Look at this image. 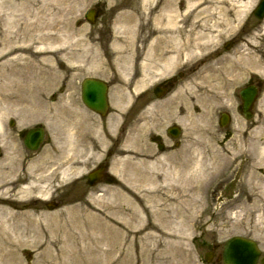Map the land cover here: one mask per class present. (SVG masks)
Returning <instances> with one entry per match:
<instances>
[{
    "label": "rangeland",
    "instance_id": "rangeland-1",
    "mask_svg": "<svg viewBox=\"0 0 264 264\" xmlns=\"http://www.w3.org/2000/svg\"><path fill=\"white\" fill-rule=\"evenodd\" d=\"M21 1L0 0V48L11 39L17 28L15 22L21 18V12L14 7L15 3ZM218 1L215 4L218 10L199 16L189 42L185 38H177L159 47L160 50L169 46L179 53V59L174 61L170 72L160 78L170 77L179 71L186 73L173 91L175 93L169 96V123L178 124L182 132L176 140L177 144L174 145L170 139L169 151L161 156L154 154L150 146L140 151L143 145L148 146L149 128L144 129L143 135L141 130H136L135 136H120V141L114 132L116 115L113 116V112L121 116L124 112L116 111L112 105V114L99 127L102 126L100 137L103 139L104 136L103 145L89 160H83V157L71 154L72 148L64 146L69 133L77 125L83 127L88 122L91 128H95L100 124L99 121L96 124L81 102V80L95 76L113 84L111 93H119L130 87L132 76L137 72L142 76L146 72L150 78L159 79L157 73L150 72L160 69L166 61L160 58L159 50L153 51L151 56L145 55L151 47V40L143 38L148 27L141 29L142 36L139 38L131 31L136 21L123 35H120L121 30L117 33L114 29L118 15H142L144 7L141 0H66L65 4L72 7L70 17L74 34L71 42L83 40L92 46L99 52V65L82 59L73 60L69 70L61 73L55 81L38 82V87H35L37 91L34 92L31 91L34 84L29 82L22 87L24 90L18 92L21 101L0 103V166L4 168L2 177L13 183L4 197L13 202L10 209L17 215L14 218L0 214V264H103L104 231L100 224L117 222L119 216L116 209L121 204L113 194L119 186L129 184L134 178L131 165L138 170L149 169L146 165L136 164L143 158L159 160L162 157L163 165L167 167V159L173 156L181 158L188 168L210 165L214 176L205 186L198 207L194 208L192 214L188 213L193 225L170 231L172 239L180 243L181 254L168 252L163 264H222L217 256H220L225 241L233 236L254 240L264 255V157L260 159L256 156L260 149H264V70L249 67L240 81L227 88L219 87L214 81L208 82V91L201 89L197 79L205 65L214 64L217 60L239 61L247 54L260 60L264 68V37L258 39L257 45L251 44L264 21L251 16L259 0ZM247 1L249 6L245 14L238 18L237 11ZM96 4L102 7L101 15H97L95 23L91 25L84 15ZM34 9H38V5ZM44 18L55 22L52 15ZM214 23L221 24V29L225 30L221 37L213 27ZM208 35H213V39L207 40ZM135 41L140 47L138 56L126 62L117 61L114 49L120 43L131 46ZM230 41L231 47L225 50L224 44ZM112 48L113 55L105 59L102 50ZM8 58L0 54V65ZM53 65L56 67V62ZM4 72L7 73V69L0 68V76ZM152 79L145 78V85ZM248 82H260L262 89L253 108L254 116L247 121L239 110L238 91ZM210 91H216L220 98L216 102L203 103ZM223 111H228L232 117L225 128L218 125ZM204 112L206 119L199 121V115ZM18 117L32 119L31 124L44 125L48 142L42 151L30 156L23 155L17 148L15 135H5L3 127L8 119ZM123 147L144 154L123 150ZM215 157L219 159L215 160ZM99 161L108 164V175L112 178L110 182H101L94 187H87L83 182L73 183L75 177L82 178L80 175H86ZM75 165L80 167L79 175H75ZM66 167H70V171L62 178L60 171ZM32 180L45 188V197L21 194V188ZM259 193L263 194V200L257 203L253 195ZM49 199L57 201V208L52 211L44 206ZM253 202L255 210L248 213L246 208ZM244 210L243 218L238 216L237 220L233 219L236 213L244 214ZM76 214L83 216L84 220L72 227L71 219ZM29 219L33 222L31 225L26 224L25 220ZM60 223L66 226L69 233H73V239L66 240L62 233L55 230ZM132 239L131 234L129 240ZM130 249L133 264H151L146 248L142 252L140 245L132 242ZM208 251H213L214 256L210 262H205L203 256Z\"/></svg>",
    "mask_w": 264,
    "mask_h": 264
},
{
    "label": "bare ground",
    "instance_id": "bare-ground-1",
    "mask_svg": "<svg viewBox=\"0 0 264 264\" xmlns=\"http://www.w3.org/2000/svg\"><path fill=\"white\" fill-rule=\"evenodd\" d=\"M65 2L66 0H22L20 3H15L14 8L21 12V18L15 22L17 28L11 39L0 48V54L9 56L0 65V68L7 69V73L4 72L0 76V103L21 101L18 92L24 90L22 87L29 82L34 84L32 86L34 88L31 89L34 92L37 91L35 87H38L36 86L38 82L55 81L61 73L65 74L69 70V64L73 60L82 59L99 65L97 62L99 52L92 46L87 45L83 40L71 42L74 34L70 17L72 7ZM218 2V0H141V5L144 7L142 15L122 13L117 16L114 29L117 33L121 30L120 35H123L131 23L136 21L131 31L139 38L142 36L141 29L148 27L143 38L151 40L150 50L145 54L151 56L153 51L159 50L160 44L165 45L172 40L176 41L177 38H185L189 42L199 16L218 10L215 8ZM248 2L242 4L241 9L237 11L238 18L246 12ZM36 5L38 9H34ZM47 15L54 16L55 22L51 20V23L44 18ZM221 26L218 23L213 24L220 37L225 34ZM54 29H56L55 33ZM261 37H264V24L252 38L251 44L257 45ZM212 39L213 35L207 36V40ZM38 44L42 46L38 47ZM170 48L166 46L159 50L160 58L166 61L157 70L161 75L170 70L174 59H179V53ZM139 50L140 47L135 41L131 46L120 43L114 52L117 54V61L126 62L129 58L137 57ZM175 53L177 55L174 57ZM102 55L105 59L111 57L113 48L102 50ZM53 62H56V67ZM249 67L259 71L264 70L262 62L255 60L249 54L239 61L217 60L214 64H207L202 68L197 76L199 86L202 90L208 91V82L214 81L219 87L227 88L240 81ZM207 97L202 100L203 103L216 102L220 98L216 91H210ZM206 117V113L200 114L199 121L205 120ZM256 156L262 159L264 149H260ZM177 157L167 159L169 162L167 167L163 165L162 157L159 160L143 158L136 164L146 165L149 169L138 170L135 165H131L135 173L134 178L129 184L119 186L117 192L113 194L121 204V208L118 205L116 209V214L119 216L117 222L100 224L104 231L103 264H133L130 254L132 242L139 244L142 252L146 251L144 248L147 249L148 261L151 264H163L168 252L181 254L180 243L177 244V241L172 239L170 231L172 229L178 231L183 226L193 225L191 214L194 208L198 207L200 196L205 186L210 184L214 172L210 165L188 168L182 159ZM218 159L219 157H215V160ZM75 167V175H79L80 167L78 165ZM69 168L60 171L62 178L68 175ZM2 170L4 168L0 166V214L16 218L17 215L10 209L13 202L4 197L13 183L2 177ZM21 189V194L25 195L35 194L36 197L46 195L43 190L45 188L35 184L34 180L29 181ZM259 194L253 195L256 196L257 203L263 200V194ZM236 201L238 202L239 199ZM255 202L246 208L248 213L255 210ZM246 210L242 215L236 213L233 219L237 220L238 216L243 218ZM82 220L84 219L80 214L74 215L71 219L72 227L77 226ZM25 221L28 225L33 223L30 219ZM55 230L62 233L66 240L73 239V233H69L65 225L61 226L60 223ZM131 234L133 239L130 241Z\"/></svg>",
    "mask_w": 264,
    "mask_h": 264
},
{
    "label": "flooded vegetation",
    "instance_id": "flooded-vegetation-1",
    "mask_svg": "<svg viewBox=\"0 0 264 264\" xmlns=\"http://www.w3.org/2000/svg\"><path fill=\"white\" fill-rule=\"evenodd\" d=\"M127 7V6H126ZM125 7V8H126ZM101 6L97 12H101ZM137 72L132 76V84L129 87L127 93L120 92L116 93L114 96L115 103L118 106L123 105V100L128 101L130 105L128 106L127 111L124 116H119L116 131L120 136L130 135L136 127H144L146 124L152 126L153 123L158 128L157 134H150V145L154 146L156 152L164 153L165 149L169 146L165 145L169 142V134L167 132L168 126L165 128H160L159 126L163 123L168 122L169 120V96L170 94L178 88L180 81L184 78L186 73L179 72L177 75L172 78L163 80L156 84L150 85L144 88L140 81L142 77ZM112 84L108 85V88ZM175 93V92H173ZM31 119L26 120L23 118H18L17 120L9 119L7 125L3 127V132L5 135H11L13 133L17 140V148L23 153V155L30 156L35 154V152L29 151L24 145V141L28 131L31 129L42 128L39 124H31ZM103 123V121H102ZM101 123V124H102ZM43 129V141L39 146V150H43L46 145L47 138L46 131ZM99 132V130H96ZM92 134V135H91ZM136 135V132H134ZM143 134V132H142ZM91 144L98 146L100 144L98 133H90L89 124L86 123L84 127H77L69 133V138L67 145L71 148H75L78 153H84L89 157ZM38 150V151H39ZM94 153V151H92ZM8 153V150H6ZM106 180V176L103 178ZM109 180V177H107ZM86 178L77 179L74 184L85 183Z\"/></svg>",
    "mask_w": 264,
    "mask_h": 264
},
{
    "label": "water",
    "instance_id": "water-1",
    "mask_svg": "<svg viewBox=\"0 0 264 264\" xmlns=\"http://www.w3.org/2000/svg\"><path fill=\"white\" fill-rule=\"evenodd\" d=\"M254 14L257 18H262L264 16V0L261 1ZM92 16V13H90L89 15H87V18L92 20ZM105 93L106 88L103 83L94 80L84 81L82 98L88 107L97 111H101L103 113L106 108ZM255 94V87H248L241 90L240 92V96L243 101V114L246 118L251 116L249 110L252 106ZM226 121L227 118L225 115H223L220 124L224 126L226 124ZM177 134V130H174L172 132L173 136H176ZM30 142L32 145L30 147L35 149L37 140L32 138ZM99 172L100 170L89 176L90 185L94 184L97 181ZM259 254L260 253L256 245L252 241L234 237L229 239L224 245L223 262L225 264H256ZM206 260H208L207 256ZM261 263L264 264V258L261 259Z\"/></svg>",
    "mask_w": 264,
    "mask_h": 264
}]
</instances>
